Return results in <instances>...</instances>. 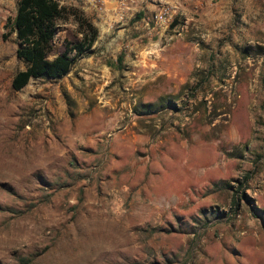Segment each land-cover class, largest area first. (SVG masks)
I'll use <instances>...</instances> for the list:
<instances>
[{"label":"rangeland","instance_id":"rangeland-1","mask_svg":"<svg viewBox=\"0 0 264 264\" xmlns=\"http://www.w3.org/2000/svg\"><path fill=\"white\" fill-rule=\"evenodd\" d=\"M17 1L0 0V264H264V0H172L174 27L152 21L169 0L121 27L86 15L94 47L15 91ZM81 37L64 23L57 49Z\"/></svg>","mask_w":264,"mask_h":264},{"label":"trees","instance_id":"trees-1","mask_svg":"<svg viewBox=\"0 0 264 264\" xmlns=\"http://www.w3.org/2000/svg\"><path fill=\"white\" fill-rule=\"evenodd\" d=\"M70 21L78 26L82 37L66 39L58 50L60 27ZM6 28L8 34L15 35L17 58L24 65L13 77L15 91L24 89L32 79L58 80L66 76L76 60L94 47L100 33L82 9L56 0H18L16 15L8 19ZM123 61L124 55L120 54L117 62L121 65Z\"/></svg>","mask_w":264,"mask_h":264},{"label":"built area","instance_id":"built-area-1","mask_svg":"<svg viewBox=\"0 0 264 264\" xmlns=\"http://www.w3.org/2000/svg\"><path fill=\"white\" fill-rule=\"evenodd\" d=\"M61 5L72 6L69 2L89 7L99 20L105 21L111 28L114 26H124L129 17L143 10L142 1L140 0H56ZM165 1L161 6L152 13V21L158 27H169L176 18L177 7L172 0ZM217 3L219 0H209ZM112 3V6L110 4Z\"/></svg>","mask_w":264,"mask_h":264},{"label":"crops","instance_id":"crops-1","mask_svg":"<svg viewBox=\"0 0 264 264\" xmlns=\"http://www.w3.org/2000/svg\"><path fill=\"white\" fill-rule=\"evenodd\" d=\"M142 0H140L139 2H141ZM69 4L70 5H74V6H76V7H78V8H80V9H82L85 13H86V15L88 16V17H94L95 16V13L89 8V7H86V6H82V5H80V4H75V3H72V2H69ZM110 6H112V3L110 4Z\"/></svg>","mask_w":264,"mask_h":264}]
</instances>
